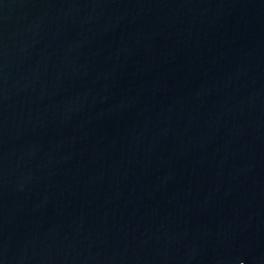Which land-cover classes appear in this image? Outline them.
<instances>
[{
  "label": "water",
  "instance_id": "water-1",
  "mask_svg": "<svg viewBox=\"0 0 264 264\" xmlns=\"http://www.w3.org/2000/svg\"><path fill=\"white\" fill-rule=\"evenodd\" d=\"M0 264H264V0H0Z\"/></svg>",
  "mask_w": 264,
  "mask_h": 264
}]
</instances>
